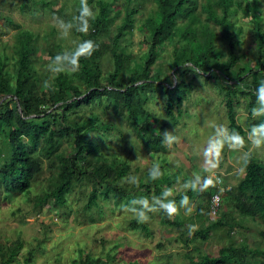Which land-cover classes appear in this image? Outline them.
<instances>
[{"label": "trees", "instance_id": "1", "mask_svg": "<svg viewBox=\"0 0 264 264\" xmlns=\"http://www.w3.org/2000/svg\"><path fill=\"white\" fill-rule=\"evenodd\" d=\"M75 5L72 15L67 16L72 32L79 38L81 46L79 51L71 50L68 54L56 52L52 47L49 54L52 58L60 56L59 60L74 66L69 73L59 71L55 81L51 84L42 83L35 65V45L37 39L30 30H19L16 34V47L21 53L13 62V74H10L6 66L8 57L0 56V140L8 145L10 157L0 162V189L7 196L13 193L24 192L31 185V180L41 170V155H56L59 159L57 180L50 186L38 202H46L53 198L55 207L63 206L66 202L65 194L74 189V184L81 179H90L93 186L87 206L96 203L98 191L104 198H112L113 204L126 202L130 204L133 198L143 197L153 192L158 199L175 200L182 199L185 195L193 198L194 189H182L175 194L170 192L178 176L173 178L164 167V160L160 166L161 174L153 179L148 174L147 182L139 181L137 188L129 189L124 184L118 183V179L126 175L128 164L120 163L119 169L108 165L104 159L96 156L95 163L86 159L88 154L96 153L97 146L86 140L87 132L97 129L94 125V115L82 122L69 119V110L81 104L93 103L105 97L110 105H118L125 111V118L139 138L143 147L151 153L163 152L165 149L162 131L169 127V122L153 116L145 107L144 99L147 93H155L154 96L164 97L165 115L173 123L176 122L174 110L178 113L182 102L188 98L193 90L194 83L187 80V75L201 76L205 80H216L220 90L224 94L227 112L228 126L239 133V140L245 135L243 127L235 118V105L240 104L241 99L237 95L247 97V123L259 127L264 124V113L252 115L258 100L256 88L264 79V58L259 57L258 66L252 69L253 78L248 81L245 67H239L233 79L230 69L237 62L234 52L236 39L234 31L236 27L227 18V11L233 0H216L214 4L221 8L222 14L218 15L210 1L203 5L207 13L204 18L197 11V0H155L156 9L144 20L146 30V50L135 58L126 50L122 41L126 34L134 28V15L137 8L125 3L121 8L114 6L110 0H79ZM55 2V1H54ZM53 0H22L19 4L22 11L45 10L51 8ZM122 8L124 15L121 16ZM254 11V16L259 17L256 5L247 3L245 12ZM120 19V23L116 24ZM208 22L219 25L223 39L228 43V57L219 62L214 57L217 51V33L212 30ZM15 26V25H14ZM115 26L113 35L109 41L100 39L109 36L111 28ZM16 28H18L16 26ZM259 29V28H258ZM241 29L238 28L239 32ZM259 31H261L259 29ZM259 51L263 48V32H259ZM182 36L184 42L174 47V58L170 64L175 72L181 74L180 81L173 82L171 77L163 75L161 70H154L152 65L162 51V45L166 42H174L175 37ZM15 47V48H16ZM59 49V46L56 45ZM107 56L112 61V69L108 72L107 84L100 82L101 59ZM244 69V70H243ZM75 81L84 85L80 88ZM234 81L233 84L230 82ZM241 85V86H240ZM242 85H245L244 89ZM158 94V95H157ZM53 111H49L51 107ZM51 117V118H50ZM93 124V125H92ZM100 125V124H99ZM264 130V127H261ZM73 135L75 140V153L66 156L58 153L57 138ZM78 160L85 161V166ZM244 175L227 191V202L230 211H220L216 219L210 220V224L194 231V236L202 240L208 238V233L213 227H228V232L234 226L246 228L240 220L250 218L264 224V164L251 152H246L243 158ZM98 184V187L97 185ZM165 185L166 189H163ZM146 187V188H145ZM167 197L163 196L165 191ZM144 191V192H143ZM192 191V192H191ZM215 191L200 192L204 199L198 203V209L204 216L209 215L208 203L211 194ZM144 193V195H143ZM189 199V198H188ZM224 197H223V203ZM225 202V203H226ZM40 203V204H41ZM155 206L160 214V220L167 226L179 227L178 233L184 237V232H189V227L182 220L172 219L165 210L159 207L158 200ZM235 210L237 216L231 214ZM200 213V215H202ZM210 216V215H209ZM134 225L149 234V228L145 219L137 216ZM203 220L200 222L203 225ZM185 226V227H184ZM261 237H264V229H260ZM183 242L187 238H180ZM190 241V240H189ZM22 247V241L16 239L7 245L0 244V264H28L34 257L33 250H28L23 263L17 260V255ZM191 264H219L231 262L234 264H264V249L250 246L244 240L238 245H226L218 249L216 255L204 254L200 259L190 254L185 255ZM113 253L108 252L106 258L101 256L80 253L70 260L68 264H111ZM60 264V263H59Z\"/></svg>", "mask_w": 264, "mask_h": 264}, {"label": "rangeland", "instance_id": "2", "mask_svg": "<svg viewBox=\"0 0 264 264\" xmlns=\"http://www.w3.org/2000/svg\"><path fill=\"white\" fill-rule=\"evenodd\" d=\"M21 1L0 0V56L9 58L6 68L10 74H13V59L17 58L22 51L16 47V34L21 29L30 30L37 39L36 69L39 76H42V83L51 84L55 81V76L59 71L69 73L74 69L70 63L52 58L49 50L52 47L56 52L60 51L65 54L71 50H80L79 38L72 32L67 19L80 1L53 0L55 2L51 8L38 12L22 11L19 6ZM110 1H113L117 8H121L125 3L137 8L134 15V28L131 33L125 35L122 45L124 44L126 50L135 58H139L147 48V33L143 23L145 18L155 11V0ZM208 1L211 2L218 15L222 14L221 8L214 4L216 0H197V11L203 22L207 15L203 10V5H206ZM247 3L257 6L259 17H255L251 9L249 14L245 12ZM123 15L122 8L121 16ZM226 15L236 27L233 39H236L234 52L237 55V62L230 69V73L235 80L237 69L245 67L248 81L251 82L253 79L251 74L254 71L252 69L258 66L259 57L264 58V44L260 51L258 47V33L262 31L264 37V0H233ZM119 23L120 19L116 24ZM208 25L217 33L215 41L217 51L214 57L222 62L228 57V43L223 39L219 25L213 22H208ZM114 28L115 26L111 28L112 32L108 37L102 36L100 39L105 42L109 41ZM238 28L241 29L239 32ZM174 39V42H166L162 45V51L152 68L161 70L163 75L171 77L175 83L180 81L181 74L175 72L170 64L175 56L174 47L180 46L184 40L182 36ZM112 68V61L107 56H103L100 76L102 84H107L106 76ZM192 74L187 75V80L194 83L193 90L182 102L179 113L174 110L175 123L165 115L162 95L154 96L158 92H153L154 94L147 93L145 96L144 107L153 116L168 121L170 124L166 130L161 132L163 137L165 131H171L175 137L170 145L164 143L163 152L151 153L146 150L129 126L125 111L121 110L118 105H110L105 97L93 103L81 104L72 108L68 114L71 121L75 120L78 123L96 116L93 124L98 127L87 132L86 140L95 144L97 151L91 154L85 152V157L95 163L93 159L99 156L108 165L117 169L121 167L120 163L128 164L126 175L117 181L129 189L137 188L139 181L147 182L148 170L156 162L161 163L162 160H164L165 169L170 172L171 176L173 175V178L177 176L181 178L193 172V176L199 178L197 187L193 188L194 197L187 196L188 203L182 206L181 213L183 214L177 215L186 227L195 224V229L184 232L185 236L182 237L178 234L179 227L167 226L160 220L159 211L155 206L147 211L145 222L149 228V234L145 236V232L134 225V218L137 214L127 207L126 202L115 205L111 197L104 198L98 191L96 203L87 206L90 191L94 186L93 181L86 178L76 182L74 189L65 194L66 202L63 206L55 207L52 204L53 198H48L46 202H38V199L50 191V186L55 184L60 163L56 155L49 157L41 155L42 170L32 178L27 191L7 196L0 189V244L7 245L16 239L22 241L17 260L23 263L28 250L32 249L34 257L28 264H68L80 253L106 258L108 252L113 253L114 259L111 264H191L185 256L187 253L198 260L204 254L216 255L220 247L229 244L238 245L242 240L250 246L264 249V237H261L259 233L261 228L264 229V224L248 217L240 220L246 225L245 229L241 226H234L228 232V227H213L205 240L194 236V231L209 225L210 220L217 218L209 215L205 218L203 211L201 213L203 225H201V218L194 220L190 217L191 212L188 208L192 211L196 203L202 204L204 199L200 197V192L211 189V183L207 187H201L203 179L210 177L212 180V176L209 175L212 171L214 176L219 175L217 171H221L222 175L230 171V182L234 185L242 176L241 171L244 169L242 160L246 152L253 153L264 164V139L259 144H255L249 138V132L254 126L247 123V97L240 95L239 92L237 94L241 102L235 105V118L245 131V135L239 140L238 136H232L235 131L228 126L224 94L217 81L205 80L201 76L194 77ZM75 82L80 85L81 89H84L82 83ZM230 83L233 84L234 81ZM244 87L245 85H242L243 89ZM55 106L49 111H53ZM257 106L258 102L255 107ZM254 114L255 117L259 115L253 111L252 115ZM255 129L258 137H264V130L261 127H255ZM57 142L58 153L66 156L74 155L73 135L57 138ZM9 157L8 145L0 140V162ZM84 162L78 160L77 164L85 166ZM193 176L185 177L184 181L177 180L174 190H188L190 186L188 181L192 180ZM133 177H135L134 181ZM226 177L229 175H226L225 179ZM96 185L98 187V184ZM153 191V188H150L149 194L144 196L148 199L150 206L155 205V201L158 200V196ZM139 197L143 196L139 194ZM172 199L175 201L174 198ZM226 205L224 202L221 212L230 211L231 208ZM234 212L237 216L235 210H232L231 214ZM180 238H187V240L183 242ZM219 264L234 263L221 262Z\"/></svg>", "mask_w": 264, "mask_h": 264}, {"label": "clouds", "instance_id": "3", "mask_svg": "<svg viewBox=\"0 0 264 264\" xmlns=\"http://www.w3.org/2000/svg\"><path fill=\"white\" fill-rule=\"evenodd\" d=\"M60 56L56 57V60H59ZM256 95H257V100H258V106L253 109L254 112L256 113H264V79H262L256 88ZM259 127H264V124L260 125ZM239 133L233 132L232 136L236 137L238 136ZM249 138L252 140L253 143L259 144L264 137H258L256 134V129L255 127L249 132ZM175 137L171 131H165L164 132V140L163 142L165 144L170 145L174 141ZM148 174L153 178H157L160 174V166L158 164L153 165L149 170ZM219 174L222 177L221 171ZM213 175V174H212ZM210 175V176H212ZM132 180H135V177L132 178ZM223 182V179H222ZM188 183L191 184V186L195 189L197 187V184L199 183V178L193 181H189ZM211 183L212 187V180L210 177H205L203 179V183L201 184V187H207L208 184ZM224 184V182H223ZM225 185V184H224ZM230 187V186H229ZM213 188V187H212ZM231 188V187H230ZM229 188V189H230ZM228 189V190H229ZM227 190V191H228ZM169 195V192L166 190L163 193V196L167 197ZM225 195V194H224ZM223 195V197H224ZM188 203V197L185 195L183 199L181 200V204H187ZM158 205L160 208L165 210L169 215H172L177 211L176 204L172 200H163V199H158ZM127 207H130L133 212L137 214V217L141 220L146 219L147 211L150 209V207H155V205H149L148 199L146 197H139V198H133L132 201L130 202ZM188 211L191 212V208H188ZM211 217V216H210ZM196 228L195 224H190L189 225V231L193 230Z\"/></svg>", "mask_w": 264, "mask_h": 264}, {"label": "crops", "instance_id": "4", "mask_svg": "<svg viewBox=\"0 0 264 264\" xmlns=\"http://www.w3.org/2000/svg\"><path fill=\"white\" fill-rule=\"evenodd\" d=\"M243 158H244V156H243ZM243 161V160H242ZM244 166V165H243ZM217 170V169H216ZM174 171V170H173ZM181 172V171H180ZM218 173H219V171H217ZM242 172V176L244 175V169H243V171H241ZM213 174V171L212 172H210L209 173V175H212ZM222 174V173H221ZM194 174H193V172H191L190 173V175H189V173L188 174H186V176H182L181 178H177V180H183L184 181V179H186L185 177H190V176H193ZM224 175V176H223ZM222 175V179H223V181H224V184L225 185H227V186H234L238 181H239V179L242 177V176H240L238 179H237V181L235 182V184L234 185H232V183L230 182V178H231V176H230V171L228 172H226V173H224ZM226 175H229V177H226V179H225V176ZM195 178H198V177H195V176H193V178H192V180H189V181H193V180H195ZM176 180V181H177ZM188 181V182H189ZM229 181V182H228ZM175 184V183H174ZM190 186H189V188H191L192 186H191V184H189ZM163 189H166V187H165V185L163 186ZM192 189H193V187H192ZM172 191H174V193L173 194H175L176 192H177V190H174V186H173V189L170 191V192H172ZM227 192L225 193V195H224V201L227 199ZM168 200H173L172 198H169ZM175 200V199H174ZM180 200V202L178 201V200H175L174 202H175V204H176V208H177V211L172 215V219H176L177 218V220H181L180 218H179V216L177 215V214H180V215H182L183 213H181L182 212V206H186L187 204H181V200L182 199H179ZM226 202V201H225ZM226 204H227V202H226ZM228 206H229V204H227ZM231 208V207H230ZM200 213H201V209H198V204L196 203V207L191 211V215H190V217H192V219H194V220H196V219H200L201 218V215H200ZM175 214H176V218H175ZM190 214V213H189ZM233 215H235V212H234V214ZM236 216V215H235ZM203 219L201 218L200 219V222L202 221Z\"/></svg>", "mask_w": 264, "mask_h": 264}, {"label": "built area", "instance_id": "5", "mask_svg": "<svg viewBox=\"0 0 264 264\" xmlns=\"http://www.w3.org/2000/svg\"><path fill=\"white\" fill-rule=\"evenodd\" d=\"M212 175V187L215 188V191L211 194L208 203V212L211 217H218L223 207V195L230 188L227 185H224L222 182L221 175Z\"/></svg>", "mask_w": 264, "mask_h": 264}]
</instances>
